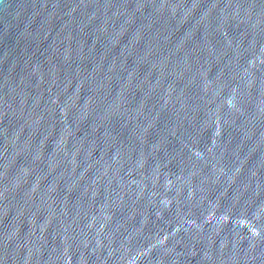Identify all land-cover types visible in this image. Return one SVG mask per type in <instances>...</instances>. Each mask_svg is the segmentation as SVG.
Segmentation results:
<instances>
[{
	"label": "water",
	"instance_id": "1",
	"mask_svg": "<svg viewBox=\"0 0 264 264\" xmlns=\"http://www.w3.org/2000/svg\"><path fill=\"white\" fill-rule=\"evenodd\" d=\"M0 264H264V0H0Z\"/></svg>",
	"mask_w": 264,
	"mask_h": 264
}]
</instances>
